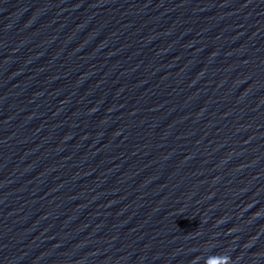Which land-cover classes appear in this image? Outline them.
Listing matches in <instances>:
<instances>
[{"label":"water","instance_id":"obj_1","mask_svg":"<svg viewBox=\"0 0 264 264\" xmlns=\"http://www.w3.org/2000/svg\"><path fill=\"white\" fill-rule=\"evenodd\" d=\"M93 264H264V0H0Z\"/></svg>","mask_w":264,"mask_h":264},{"label":"clouds","instance_id":"obj_2","mask_svg":"<svg viewBox=\"0 0 264 264\" xmlns=\"http://www.w3.org/2000/svg\"><path fill=\"white\" fill-rule=\"evenodd\" d=\"M229 259L228 257H225L224 260L221 262V264H229ZM209 264H216L215 261H209Z\"/></svg>","mask_w":264,"mask_h":264}]
</instances>
